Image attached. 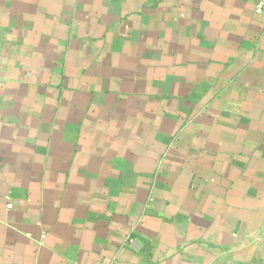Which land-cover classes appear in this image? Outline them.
Masks as SVG:
<instances>
[{
  "label": "crops",
  "instance_id": "crops-1",
  "mask_svg": "<svg viewBox=\"0 0 264 264\" xmlns=\"http://www.w3.org/2000/svg\"><path fill=\"white\" fill-rule=\"evenodd\" d=\"M258 1L0 0V264H264Z\"/></svg>",
  "mask_w": 264,
  "mask_h": 264
},
{
  "label": "built area",
  "instance_id": "built-area-1",
  "mask_svg": "<svg viewBox=\"0 0 264 264\" xmlns=\"http://www.w3.org/2000/svg\"><path fill=\"white\" fill-rule=\"evenodd\" d=\"M255 10L260 13V14H264V0H259L256 4ZM9 207L12 206L11 203L8 204Z\"/></svg>",
  "mask_w": 264,
  "mask_h": 264
}]
</instances>
